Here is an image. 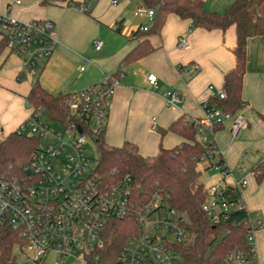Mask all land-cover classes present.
<instances>
[{
  "label": "built area",
  "instance_id": "2783aa9c",
  "mask_svg": "<svg viewBox=\"0 0 264 264\" xmlns=\"http://www.w3.org/2000/svg\"><path fill=\"white\" fill-rule=\"evenodd\" d=\"M73 6L84 12L91 10L90 3ZM154 12L144 6L135 9V15H146L151 21ZM140 29L146 31L148 25ZM0 33L8 40L10 52L26 53L23 66L31 74L59 43L57 26L48 19L22 21L0 13ZM101 46L102 42L97 41L96 49ZM178 47L188 49L190 44L182 38ZM195 69L199 71L200 67L195 65ZM123 77V72L106 76L102 82L72 93L66 102L71 123L53 120L44 108L36 109L27 103L32 113L16 132L37 138V147L17 173L0 175V230L9 224L23 238L14 251L17 264H179L181 256L175 246L188 236L182 224L185 218L168 205H162L157 196L149 200L137 198L130 177L111 185L103 184L87 153L88 142H96L106 130L110 105ZM148 81L152 87L158 86L156 74H150ZM209 89L225 97L222 88L209 86ZM165 98L169 105L180 102L179 96L171 91L165 93ZM201 106L204 117L190 121L196 125V139L202 144L210 136L215 139L216 124L230 120L233 138L247 125L240 114L224 113L210 101L202 102ZM155 121L153 118V126ZM246 184L244 179L208 190L209 198L203 210L214 223L227 218L233 210L247 209L242 196ZM113 218L130 220L134 228L115 261L106 263V258L113 257L105 248L104 230ZM248 220L252 257L235 251L225 264H260L255 232L264 227V222L253 221L250 214Z\"/></svg>",
  "mask_w": 264,
  "mask_h": 264
},
{
  "label": "crops",
  "instance_id": "0c3cea01",
  "mask_svg": "<svg viewBox=\"0 0 264 264\" xmlns=\"http://www.w3.org/2000/svg\"><path fill=\"white\" fill-rule=\"evenodd\" d=\"M19 1L0 0L1 13L22 21H53L59 43L47 60L37 64L33 74L23 66L26 53L7 50L0 59V132L5 136L31 115L26 96L36 81L50 93L72 94L102 82L106 76L123 72L110 105L105 139L114 146L130 141L141 154L156 155L161 146L172 148L182 141L173 132L162 136L160 131L181 116L201 117L200 104L214 94L209 86L222 88L224 74L235 65L231 51L235 46L233 26L225 33L217 29L207 31L192 28L189 20L170 16L163 32L149 37L155 50L141 59L122 64L127 54L143 40L129 36L133 30L147 25L146 22L127 27L125 18H119L118 12L103 19L97 9L91 7L90 12H84L73 6L91 5V0ZM233 1L204 0V3L209 12H223ZM112 3L117 6L119 1ZM137 4V7H147L140 0ZM140 17L150 21L146 15ZM100 19L108 28L102 30ZM182 38L188 40V49L177 46ZM97 41L102 42L99 50ZM195 65L200 67L199 71ZM150 74L158 76L156 88L148 81ZM168 91L179 96L178 104H167L165 93ZM242 96L244 106L238 114L246 119V127L233 138L229 129L231 121L227 120L219 137L221 155L231 167L238 166L249 149L264 155V123L259 117L264 114V37L253 36L247 41ZM153 118H156L155 126ZM243 188L242 196L251 219L264 222V181L251 178ZM255 244L258 261L264 264V227L255 232Z\"/></svg>",
  "mask_w": 264,
  "mask_h": 264
},
{
  "label": "trees",
  "instance_id": "16d2710c",
  "mask_svg": "<svg viewBox=\"0 0 264 264\" xmlns=\"http://www.w3.org/2000/svg\"><path fill=\"white\" fill-rule=\"evenodd\" d=\"M140 1L154 9L153 23L146 31L140 28L132 31L130 39L143 40L127 54L122 64L141 59L155 50L149 37L161 34L167 17L171 14L182 20H189L192 28L207 31L217 29L225 33L233 26L235 46L231 51L235 65L223 76L222 89L225 97L221 98L214 93L209 96V101L224 113L237 114L244 106L242 92L247 64V41L253 36L264 37V15L255 16L256 6L263 0H234L223 12L207 11L204 0ZM7 50L8 40L2 37L0 59ZM70 95L50 93L36 81L26 96V102L33 108H44L53 120L71 123L73 120L66 103ZM259 117L264 123V114H259ZM224 127L225 123L216 124L215 133ZM167 132L179 135L182 141L172 148L161 146L156 155L141 154L137 145L130 141H125L121 146L110 145L104 132L96 140V176L106 185L130 177L137 198L149 200L157 196L162 205H168L185 218L182 224L186 227L188 236L175 246L181 256L179 264H225L228 256L235 251H241L247 258H251L247 209L233 210L218 223H214L203 210L209 192L200 181L202 170L199 165L205 161L207 169L216 164L224 175L229 173L223 156H217L216 140L210 136L205 144L197 141V127L185 116L179 117L167 129L160 131L162 136ZM37 144V138L18 134L16 130L6 135L0 141V175L17 173L20 165L29 160ZM254 172L257 182H263L264 166ZM133 228L134 223L127 219L113 218L109 221L104 230V241L107 252L112 253L113 258H106L104 262L115 261ZM22 243L23 238L17 228L9 224L3 226L0 230V264H17L14 251Z\"/></svg>",
  "mask_w": 264,
  "mask_h": 264
},
{
  "label": "rangeland",
  "instance_id": "374dc122",
  "mask_svg": "<svg viewBox=\"0 0 264 264\" xmlns=\"http://www.w3.org/2000/svg\"><path fill=\"white\" fill-rule=\"evenodd\" d=\"M119 4L117 6L113 5V0H91V7L92 9L94 8L95 10H99L101 13L102 18L106 19L107 16H111L114 12L119 13V18H125V24L127 27H132L135 25H138L142 22H146L148 26H151L153 21H148L146 20L145 17H140L136 16L134 14V10L137 7V3L139 0H118ZM91 9V10H92ZM1 13V11H0ZM4 14V13H3ZM6 15V14H5ZM259 15H264V0L256 6L255 9V16ZM172 17H177L174 14H171L167 17L166 23L161 31L163 32L164 28L166 27L168 20ZM100 19V24L102 25V30L108 28L106 22ZM104 21V22H101ZM177 46H178V41H177ZM151 54V53H150ZM206 101H209V98L206 99ZM168 104V103H167ZM169 105V104H168ZM171 106V105H170ZM200 107L203 111V108L200 104ZM204 111L203 115L201 117H195V116H190V119H199L204 117ZM54 123V126H57V124ZM227 122H225V125ZM225 129H222L220 131H217L215 133V140H217V156L221 154V146L219 144V137L221 134H223ZM5 137V134L0 132V141L3 140ZM88 155L92 159V164L95 166L97 159H98V151H97V145L96 142L94 141H89L88 142V150H87ZM223 156V155H222ZM223 158L226 161V164L229 167V173L227 175H224L223 172L220 171V167L214 164L211 168L207 169L205 166L207 162H202L199 167L202 170L201 176H200V181L205 185V188L209 190L212 186H226V185H232L235 184L236 181H242V180H247V183L253 178L256 180L255 177V169L259 168L262 166V162L264 161V155L259 154L257 151L249 149L247 151V154L245 153L243 156L242 161L239 162L238 166L231 167L225 156ZM217 159V157H216ZM215 159V160H216ZM214 160V162H216ZM242 191H244V188H242ZM244 195V192H243ZM210 200V199H209ZM259 230V229H258ZM257 231V230H256Z\"/></svg>",
  "mask_w": 264,
  "mask_h": 264
},
{
  "label": "water",
  "instance_id": "95a60500",
  "mask_svg": "<svg viewBox=\"0 0 264 264\" xmlns=\"http://www.w3.org/2000/svg\"><path fill=\"white\" fill-rule=\"evenodd\" d=\"M78 130L81 132L82 131V129H81V127L80 126H78Z\"/></svg>",
  "mask_w": 264,
  "mask_h": 264
}]
</instances>
